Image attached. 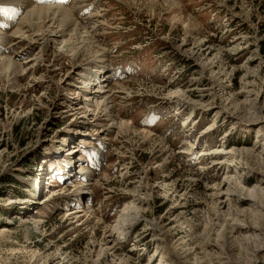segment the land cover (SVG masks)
I'll return each mask as SVG.
<instances>
[{
  "label": "rangeland",
  "instance_id": "rangeland-1",
  "mask_svg": "<svg viewBox=\"0 0 264 264\" xmlns=\"http://www.w3.org/2000/svg\"><path fill=\"white\" fill-rule=\"evenodd\" d=\"M60 1L0 0V264H264V0Z\"/></svg>",
  "mask_w": 264,
  "mask_h": 264
},
{
  "label": "bare ground",
  "instance_id": "bare-ground-1",
  "mask_svg": "<svg viewBox=\"0 0 264 264\" xmlns=\"http://www.w3.org/2000/svg\"><path fill=\"white\" fill-rule=\"evenodd\" d=\"M51 2L54 3L55 0H51ZM69 18H70L69 15H67L66 11L61 6L52 5V4L51 6H45V7L36 6V8L32 10V13H30L24 19V24L27 25L29 28L28 30L29 31L28 33H30L29 36L26 37L25 35L24 36L21 35V36H18L16 40H18L19 45L22 44V42H25L24 45H27L29 49H31L32 47H35L37 44L41 45V47H44V48H49L51 45L53 46V44L54 45L61 44V45H64V48L66 49V51H68L69 53H74L75 55H78L80 51L83 52V50H87V51L90 50L93 44V40L91 39L92 36L86 32H83L82 29L78 28L77 26L72 28L75 24L71 25V21ZM36 60L37 59H35V61ZM25 64H28V62H25ZM94 75H95V81H97V85H100L101 87L103 86L104 88L105 87L104 85L107 84L109 77L104 78L102 73H96ZM105 103L107 104V102ZM203 155H206V154H203ZM38 186L39 184L36 186L37 189H39ZM227 190L232 191L231 187L230 188L228 187ZM251 193L253 195L258 194L257 196L261 197V200L258 203L253 204V209L257 211L258 216H259V219H258L259 225L257 226V228L261 232V236H262V243L258 247H256L255 250L251 254L252 256L251 260L256 261L259 259V257L262 254H264V188L262 189L256 188ZM126 219L127 220L131 219L128 213L123 214L122 220L126 221ZM122 220L120 221L121 222L120 226L122 228L117 227L118 230L123 229ZM114 239H115L114 236H112L110 240V243L113 245V248L114 246H116L115 244L116 239L115 241ZM250 264H254V263L251 262Z\"/></svg>",
  "mask_w": 264,
  "mask_h": 264
}]
</instances>
